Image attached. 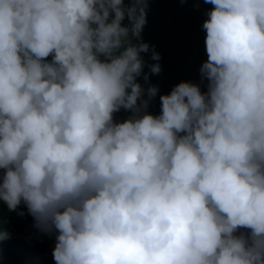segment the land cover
Wrapping results in <instances>:
<instances>
[{
  "label": "clouds",
  "instance_id": "1",
  "mask_svg": "<svg viewBox=\"0 0 264 264\" xmlns=\"http://www.w3.org/2000/svg\"><path fill=\"white\" fill-rule=\"evenodd\" d=\"M203 2L161 94L149 0H0V205L55 264H264V0Z\"/></svg>",
  "mask_w": 264,
  "mask_h": 264
},
{
  "label": "trees",
  "instance_id": "2",
  "mask_svg": "<svg viewBox=\"0 0 264 264\" xmlns=\"http://www.w3.org/2000/svg\"><path fill=\"white\" fill-rule=\"evenodd\" d=\"M210 8L203 0H149L142 39L161 57V72L150 76L161 94L182 81L199 82V68L207 59L202 25ZM150 57L145 54L149 63H156ZM150 111L159 112L158 98ZM126 116L123 111L116 114L118 120ZM33 224L31 216L21 217L0 205V264H55L54 236L41 234Z\"/></svg>",
  "mask_w": 264,
  "mask_h": 264
}]
</instances>
